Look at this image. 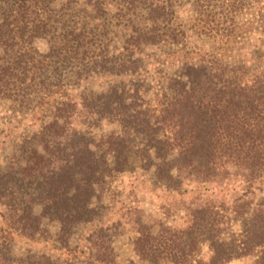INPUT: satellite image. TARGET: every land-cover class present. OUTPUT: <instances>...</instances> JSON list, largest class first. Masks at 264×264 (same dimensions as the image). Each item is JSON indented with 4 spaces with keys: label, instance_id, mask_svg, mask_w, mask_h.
Returning a JSON list of instances; mask_svg holds the SVG:
<instances>
[{
    "label": "trees",
    "instance_id": "16d2710c",
    "mask_svg": "<svg viewBox=\"0 0 264 264\" xmlns=\"http://www.w3.org/2000/svg\"><path fill=\"white\" fill-rule=\"evenodd\" d=\"M244 22L251 60L203 52L156 86L139 76L144 47L192 35L215 50ZM50 94L47 119L0 163V264H264V0H0V104L24 114ZM137 169L194 188L157 204L182 221L146 213L131 189L120 222L88 233L79 255L13 252L11 232L75 251L74 227L99 221L114 179ZM117 230L130 233L133 263L117 261Z\"/></svg>",
    "mask_w": 264,
    "mask_h": 264
},
{
    "label": "rangeland",
    "instance_id": "374dc122",
    "mask_svg": "<svg viewBox=\"0 0 264 264\" xmlns=\"http://www.w3.org/2000/svg\"><path fill=\"white\" fill-rule=\"evenodd\" d=\"M181 19L186 24H192L194 21V14L187 6H184L182 12L178 13ZM190 31H187V34ZM253 32L249 30L246 22L240 24L236 29V34L231 38H223L221 41L213 42L215 50H212L210 44L206 42V37H202L204 40L201 43L200 40L194 41V37L189 35L187 46L178 45L176 47L169 46H157L149 45L144 47L141 57V63L139 68V76L147 78L151 85H158L162 82L166 76L174 74L190 60H194L203 52L216 51L218 54L225 56L228 60L232 59H247L251 60L250 51L252 49ZM218 40L220 36L218 35ZM225 39V40H224ZM259 41H256L257 43ZM196 44L193 45V44ZM109 76L103 77H88L81 80L79 83L70 86L68 94L70 96H77L86 87L93 85L97 82H105L109 79ZM59 94L47 95L44 99L43 105L36 108L33 111H26L24 114H13L6 105L0 104V163H2L3 156L7 155L13 145L30 129H37L48 116L49 108L54 100L59 99ZM260 184V182H259ZM258 184V185H259ZM261 186H264V181ZM133 189L136 191L135 198L138 200L140 206L145 209L146 213L161 216L168 221L180 222L183 220V212L178 210H170L161 215L157 210V204L159 201L167 198L180 199L182 197L187 198L193 193L194 188L187 187L184 189H165L164 187L157 186L153 183L147 173L142 170H135L133 172H125L119 174L113 181L114 198L109 201V209L105 211V214L101 216L99 221L93 223H81L74 227L70 236V246L74 247L75 251L61 250L52 246L50 243H46L37 239V236L31 238L27 232H11L10 237L14 243V253H19L22 247H30L36 250H49L60 255L73 256L79 255L82 245L85 242V237L96 228H107L112 225H117L121 220V213L128 206L129 203V191ZM244 186H236L235 188L227 190V193L231 196H237L244 193ZM111 202V203H110ZM1 210V206H0ZM0 226H3L0 220ZM112 242L114 245V251L117 252V261L119 263H133L134 255L131 252L130 244L127 241L129 232H112ZM249 262V261H248ZM247 260L234 259L226 264H246Z\"/></svg>",
    "mask_w": 264,
    "mask_h": 264
}]
</instances>
